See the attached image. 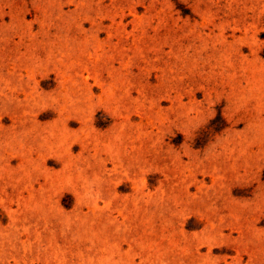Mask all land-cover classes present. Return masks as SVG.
<instances>
[{"label":"rangeland","instance_id":"1","mask_svg":"<svg viewBox=\"0 0 264 264\" xmlns=\"http://www.w3.org/2000/svg\"><path fill=\"white\" fill-rule=\"evenodd\" d=\"M0 264H264V0H0Z\"/></svg>","mask_w":264,"mask_h":264}]
</instances>
